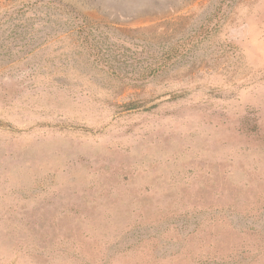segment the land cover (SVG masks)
I'll use <instances>...</instances> for the list:
<instances>
[{"label":"rangeland","instance_id":"obj_1","mask_svg":"<svg viewBox=\"0 0 264 264\" xmlns=\"http://www.w3.org/2000/svg\"><path fill=\"white\" fill-rule=\"evenodd\" d=\"M0 264H264V0H0Z\"/></svg>","mask_w":264,"mask_h":264},{"label":"trees","instance_id":"obj_2","mask_svg":"<svg viewBox=\"0 0 264 264\" xmlns=\"http://www.w3.org/2000/svg\"><path fill=\"white\" fill-rule=\"evenodd\" d=\"M77 34L81 38V47L88 51V54L97 65L104 66V70L114 76H119L120 73L135 74L138 79H147L151 75H157L167 66L162 63L160 66H148L147 68L137 70L138 64L133 65L134 55L124 46L117 45L116 42L109 40L108 34L101 30L100 27L81 25L75 28ZM166 60L169 61L168 58ZM136 67V68H135ZM133 68V70H129ZM150 69L148 73L146 69Z\"/></svg>","mask_w":264,"mask_h":264}]
</instances>
